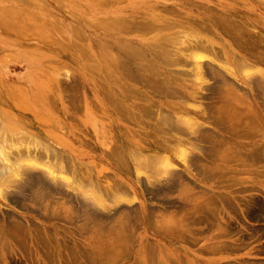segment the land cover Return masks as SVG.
<instances>
[{"label": "rangeland", "instance_id": "rangeland-1", "mask_svg": "<svg viewBox=\"0 0 264 264\" xmlns=\"http://www.w3.org/2000/svg\"><path fill=\"white\" fill-rule=\"evenodd\" d=\"M186 1L191 0H0V91L7 87L9 92L15 94L9 99L10 102L6 100L0 104L1 112L7 113V119L14 123L17 132L23 134L19 136L34 139L30 149L35 148V153L43 151L39 147L49 148L47 154L43 151L45 156L39 157L40 168L38 165V170L32 167L29 171L39 172L48 183L73 195V198L86 200L88 197L89 201H85L87 204L94 202L93 207L92 204L88 206L104 215L100 224L91 221L86 234L78 235V242H83V249L86 250L78 255L77 264H264V154L258 157L250 153L264 148V124L261 133L236 139L234 135L230 140L229 134L238 130V125L233 126L230 120L223 122L222 132L213 121L215 115L209 116L215 114L216 107L220 106L228 115L242 118L243 121L249 112L256 113L260 108L264 111V91L259 92L251 81L258 74L248 77L244 72L241 73L221 51L218 52L220 56H212L215 64L230 66L236 72L224 71L234 81V84H229V95L219 88L209 90L214 82L210 75L204 74V81L200 82L196 78L194 80L193 74H189L188 88L199 94L188 96L182 105H162V110L156 111L155 108V112L148 117L142 115L140 107L143 105H137L143 102L136 98L138 93L147 92V88H150L142 85L145 83V67L149 63L147 60L132 58V52L137 47L140 49L141 38H145V44L159 42L163 33L156 27L178 20L179 12L197 15L194 11L196 9H188ZM249 4L255 7L251 2ZM241 7L246 8L244 5ZM242 11L245 14V10ZM149 23L153 25L152 28ZM252 24L248 26L252 32H262L258 23L254 21ZM142 25L143 32L140 31ZM120 44L124 47H120ZM215 45L216 50L221 48L220 44ZM201 49H197L198 55L206 54ZM261 50L264 52V48ZM197 52L195 49L187 51L192 55ZM191 66L172 68L190 70ZM112 69L116 74L112 73ZM244 69L252 72L264 70V62L250 63V66L247 64ZM107 76L109 79H106ZM114 76L118 77L115 79ZM198 82L201 87L195 84ZM19 88L25 93L22 95L25 98L24 104L32 109L27 113L29 116L24 117L15 108L14 104L22 97L16 95ZM128 90H131L130 93ZM121 99L124 100L120 102ZM109 100L114 104H110ZM124 101L132 110L125 112V116ZM152 101L159 102L156 98ZM116 103L122 106V118L118 117L117 121L114 117L116 115L111 112V108L117 107ZM167 112L173 113L175 119L182 116L191 119V123L197 122V128L193 126L196 131L209 128L210 133L216 135V143L221 140L218 150L210 155L201 153L200 147L206 146V142L196 139V133L199 132L190 131L186 125H181L187 129L186 132H178L173 138L158 133L153 127L161 124L159 118ZM117 115L121 116L118 111ZM93 120H96V124H93ZM235 141L250 142L242 144ZM160 142L169 149L162 147ZM14 146V151H7L15 154L16 147L21 145ZM181 148L186 155L179 154L183 150ZM120 152L125 154L120 155ZM147 154H158L159 159L164 156L161 161L154 160L157 169L141 168L132 159L134 156L143 159ZM118 156H125V164L116 162L118 160L115 159H120ZM47 159L55 162V165L57 163V167L51 166L52 162L50 165ZM47 167L52 173L45 172ZM62 174L67 177L68 184L61 180ZM89 179L92 185L90 188ZM117 181L121 188L113 201L111 194L115 188L113 184ZM0 188L10 192L14 190L8 184L0 185ZM87 188V191L93 193L87 194ZM104 191H107V195ZM7 192L5 197L0 193L1 214L10 213L15 217L10 218L19 222H23L25 216L33 215V212L11 203L7 195L12 192ZM56 196H59L60 200H57L60 202L51 205L57 210L52 219L62 218L66 221L64 212L72 208V203L63 204L64 195ZM98 202L107 208L101 206V209ZM124 207L127 211L131 207L130 213H122ZM124 213L132 215L122 219ZM83 219L81 216L76 221L81 224L84 223ZM120 222L126 224H121L126 227L124 231ZM56 234L65 235L66 231L56 230ZM13 252L7 256L12 264H36L28 256ZM64 258L69 259L62 254Z\"/></svg>", "mask_w": 264, "mask_h": 264}, {"label": "bare ground", "instance_id": "bare-ground-1", "mask_svg": "<svg viewBox=\"0 0 264 264\" xmlns=\"http://www.w3.org/2000/svg\"><path fill=\"white\" fill-rule=\"evenodd\" d=\"M249 1L250 0H191L190 2L186 1L188 4L187 5L188 9H190V11L196 9L194 11L197 12V15H196V13L190 14L191 12H189V13L186 12L187 15L186 14L184 15L183 13H185V12H183V11L179 12L177 14L180 17L178 20L171 21L166 25H162V26L158 25L156 27L158 30H160L163 33L160 35V37L158 36L160 38L159 42H154L152 44H145V41H144L145 38H141V41H139L140 49L137 47L138 45L136 46L137 43L134 42L135 46L137 47V50L134 52L133 48L130 47V48H132L131 50L133 51L131 57L132 58L136 57L137 59L147 60L149 63L148 66L146 65L147 68L145 67V71H144L145 76L143 78V81L145 83H143L142 85L143 86H149L150 88L149 89L147 88V90H148L147 92H145V91L141 92L140 91L141 93H138V96L136 97L137 99L143 100V102H141L140 104H137L138 106L143 105V107H140L142 110V115H144L146 117L151 116L152 113L155 112V108H156V111L162 110L163 109L162 105H165V104L182 105L186 100H188V96H194L195 94H199L198 91L189 90L188 85H187V78H188L189 74H193L192 77H194V80L196 78L197 81L200 80V82L204 81V78H205L204 74L210 75L214 79V82L211 85V87L209 88V90L219 88V89L223 90V93L229 95V92L231 90V88L229 87V84L230 83L234 84V81L230 80L225 75L224 71H227V72L231 71L232 73H236V72L230 66L224 67L220 63L215 64L214 58L217 56H220L218 54V52L220 53L221 51L223 52V54H225L227 57H229L234 62L236 68L241 73L244 72L248 77L254 76L255 74H258V76H255L254 78H252L251 81L253 83V86L255 88H257V90L259 92L264 91V70L263 69H257L256 71L252 72V71H248V70L244 69L247 64H249V66H250V63L252 64V63H256V62H264V52L261 50L264 48V30H263L264 12H262V10H261V9H263V11H264V1L263 0H251L250 2L252 4H254V6H255L254 8L252 7V5L249 4L250 3ZM242 5H244L247 9L246 8L243 9V7H241ZM242 10H245V14ZM142 12H144V11H142ZM164 12H166V11H164ZM261 18L263 20H261ZM160 20H158V21L160 22ZM254 21L256 23H258L257 25H260L262 27V28H260V30L262 32H252L248 28V26L253 25L252 23ZM125 23H127V22H125ZM4 24H5V22H4ZM7 25H10V24H7ZM114 25L115 24H113V26ZM132 25H133V23H132ZM152 26L153 25L149 23V27L152 28ZM143 28H144V25L141 26L140 31L143 32ZM132 31L134 32V30H132ZM150 36H151V34H150ZM215 44H220L221 48L216 50ZM126 45H128V44L126 43ZM132 45L133 44H131V46ZM121 46H123V45L120 44V47ZM128 48L129 47H127V49ZM198 48H200V49L202 48L206 52V54H208V55H206V54L198 55V52H197ZM189 49H195L197 54L196 55H192L193 53L188 54L187 51ZM203 50L201 52H203ZM133 53L135 56H133ZM106 54H107V52H106ZM122 55H124V54H122ZM112 56L114 57L115 55H112ZM125 56L126 55H124L123 57H125ZM148 56H150L149 59H147ZM109 57H111V56H109ZM105 60H106V58H105ZM113 61H115V60H113ZM113 61H111V62H113ZM102 62L104 63V61H102ZM118 62L119 61H117V63ZM121 62L123 63L122 59H121ZM119 64H120V62H119ZM123 64H125V63H123ZM189 64L192 65L191 69H190L191 72L187 68H186V70L180 69V68L179 69L172 68V67L187 66ZM113 67L111 66V68H113ZM118 67H120V66H118ZM103 71H104V69H103ZM118 71H121V70L119 69ZM126 71H127V69H126ZM104 72H106V71H104ZM112 73H113V69H112ZM124 73H126V72L124 71ZM113 74H116V73H113ZM119 74H122V72H120ZM126 74L123 76H126ZM106 75H105V77H106ZM109 76H107L106 79H109L108 78ZM111 78H110V81H111ZM114 78H115V76H114ZM130 80L132 81L134 79H130ZM0 81H2V80H0ZM114 81L116 82V80H114ZM117 82L119 83V80ZM200 82L195 83V84H198L201 87L202 85ZM120 83H121V81H120ZM108 84L111 85L110 83H108ZM134 84H135V82H134ZM106 85H107V83H106ZM14 86H15V84L13 85V87ZM25 86H27V85H25ZM111 87H113V86H111ZM1 88H2V86H1ZM130 91L131 90H128L129 93H130ZM28 92H29V90H28ZM133 92H136V91L134 90ZM23 93L24 92L22 91V89L19 88L16 92V95L20 94V96H22ZM106 94H107V92H106ZM13 95H15V94L12 92H9L7 90V87L4 90L1 89V91H0V104L4 103V101H6V100L12 99L14 97ZM37 95H38V93H37ZM111 95H112V93H110V96ZM119 97H120V95H119ZM20 98L17 100L18 102H16L14 105H16L15 108H17L18 112L25 117L26 115H28L27 114L28 111L32 110V109H30V107H28L27 104L26 105L24 104L23 100H25V98H23V96ZM27 98H28V96H27ZM120 98H118V100ZM153 98H156L159 102L156 103V102L152 101ZM110 100H109V102H110V104H112L111 103L112 101H110ZM123 100L121 99L120 102ZM10 101L11 100H9V102ZM124 105H125V101H124ZM126 105H127V103H126ZM126 105H125V108L123 106L124 116H125V112L126 113H129V111L132 112V110H130L129 107H127ZM261 105L262 104L260 103V106ZM117 111H118V113H120L121 116L117 115ZM111 112H112V114L116 115V116H114L115 121L118 120V117L122 118V106H121V104L118 103L117 107L111 108ZM31 115H32V112H31ZM132 115H133V113H132ZM134 115L137 116V113H134ZM214 115H215L217 120L215 118H213V121L215 122V124H217V126L220 128V130L222 128V125L224 124L223 122H226L228 120L231 121L230 123H232L233 126L238 125L239 129L234 131V132H231L229 134L228 138L230 140L232 139V137L234 135H235V139L240 138L242 136L247 138L248 135H252L253 133L258 134V133H261V131L263 132L262 126L264 124V111L262 110V108L258 109V111L256 113L249 112L248 113L249 116H247V115L244 116L245 117L244 121L242 120V118H234V117H232L231 114L228 115L227 112L224 110L223 106L216 107V113L211 114L209 116L211 117ZM130 116H131V114H130ZM247 117H248V120H247ZM7 118H8L7 113L1 112V107H0V160H2V162H3L2 164H0V185H3V184L12 185L14 190L12 189L13 191L11 190V192H12L11 193L7 189L5 190L3 188H0V193L3 194L2 197L3 196L5 197V195H6L5 192L8 191L9 193H11V195H7L8 196L7 199H9L11 203L16 204L17 207L19 206L24 210H28L29 212H33V215H29V216L24 215L26 218H23V222H19L17 220H12L11 218L13 215H9L10 213L9 214L8 213H2L1 214V212H0V264H10L11 261H8L7 256L10 253H12L13 251H14L13 253H15V254H17V252H20L21 256L22 255L23 256L25 255L26 257L28 256L36 264H55V262H58V264H70V263L77 264L78 259H79L78 255L83 254L84 250H86V249H83L84 248L83 247L84 244H82L83 242H80V241L78 242V240H79L78 235L82 236V235H84V233L86 234V231L89 228L88 223L92 221V222H96V224H98L99 221L104 218V215H102L97 210H94L95 208L92 210L94 202L88 203L90 205L92 204V207H89L90 205L88 206V204L85 202L88 199V197H86V200H84L85 198L82 200L80 197H74L73 198V195H71V194L69 195L68 193L64 192V190L60 189L59 187H55L53 185V183L51 184L49 182L50 183L49 184L48 181H46L45 179H43L40 176L42 174H40L38 171H37L38 173H33V171L32 172L29 171V169H31L32 167L36 168L35 170H38L37 169L38 165L40 168V164H38L39 160H40L39 157L45 156L43 151L46 152V154H47L49 152V148L47 146L39 147L41 149L43 148L42 149L43 151H41L39 153H35L36 152L35 148L30 149V144H34V139L30 138V136H19V135H23V134L19 133L20 131L17 132L18 130L14 126V123H12V121L10 122V119L8 120ZM9 118H11V117H9ZM14 118H16V117H14ZM175 118H174L173 113L167 112L165 115L160 116L159 119H160L161 124H159L158 127L154 126L153 128L158 133H161V135H163L164 137L173 138V137H176L175 135L178 132L185 133L187 130L186 128L188 126V129L190 131L199 132V134L196 133L197 134L196 139H198L201 142H206V144H207L206 146L200 147L201 153L210 155L212 152L218 150L217 146L219 145V143H221V140H219V142L216 143V141H217L215 139L216 135L211 134L213 132L210 133L209 128H206L202 131L199 128V130L196 131V129L194 130V128L196 127V124H198L197 122H196V124L193 123L194 121L191 123V121H190L191 119H189V120L187 118L184 119V118H182V116L177 118V119H175ZM17 119L19 121H21L19 118H17ZM11 120H12V118H11ZM23 121H25V120H23ZM45 121H44V123L47 122V121L46 122ZM93 121H94L93 122V124H94L96 120H93ZM132 122H134V121H132ZM243 122H245V123H243ZM180 123H182V124H180ZM22 124L23 123H21V125ZM28 124H29V126L31 125L30 121ZM47 124H49V123H47ZM181 125H183V126L186 125L185 126L186 128L182 127ZM193 126H195V127L193 128ZM197 126H200V125H197ZM242 128H243V131L241 132ZM31 133H33V132L31 131ZM24 135H25V133H24ZM56 142H58V141H56ZM153 142H155V141H153ZM235 142H240L242 144H246L250 141H235ZM17 144H20L21 146L16 147V150L14 152L15 154H13L10 151L11 150L14 151L12 148L15 147L14 145H17ZM160 145L162 147L165 146L164 148H166V150L169 149V148L167 149V146L163 145L161 142H160ZM117 147H119V146L117 145ZM121 147H120V149H121ZM36 148H38V147L36 146ZM7 149H10V151L9 150L7 151ZM181 149H183V148H181ZM31 150H34V152ZM183 150H180L179 154L186 155L185 150L184 151ZM117 151H118V149H117ZM254 152H255V154H254ZM250 153H252L253 155H256L258 157H261L264 154V148H261L260 150L251 151ZM111 154H113V153L111 152ZM123 154H125V153H123ZM123 154H121V152H120V155H123ZM1 155H3V156H1ZM109 156L112 157V155H110V154H109ZM113 156L116 157L115 154ZM159 156H162V155H159ZM1 157H3V159ZM50 157H52V156H50ZM123 157H125V156H123ZM123 157H119L120 159H115V160L119 161V162L118 161H116V162L119 164L123 163V161H124ZM162 157L164 158V156H162ZM162 157L159 159L158 154H155V155H150V154L148 155L147 154V156L144 157L143 159L136 158V156L132 157V159L141 168L157 169V165L153 164V162H154V160H156L155 162L161 161L163 159ZM47 160H46V162H47ZM41 162L43 163V160ZM51 162L49 161L48 163L50 164ZM54 163L52 162L53 165H51V164L50 165L57 167V163H56V165ZM123 164H125V163H123ZM163 164H165V161L163 162ZM62 166H63V164H62ZM128 168H130V167H128ZM43 169H45V168H43ZM135 170H137V169H134V171ZM166 170H168V168H166ZM169 170H170V168H169ZM49 171H50V173H52L51 169H49L47 167V169H45V172H47L49 174ZM55 171H57V169ZM63 175L64 174H62V176H60V178L62 177L61 180L65 181V182L68 181L67 177H65ZM91 175L92 174H90V176ZM93 178H95V177H93ZM90 179L88 180V187L92 186L90 184V181H91ZM113 185L115 187L113 189V193H112L113 195L111 194V197L113 199L111 197L110 198L114 201L115 196L116 197L118 196L117 191L121 187H120V184L118 181L114 182ZM113 185H112V187H113ZM89 188L86 189V192H87V194L88 193L92 194L93 192L90 193L89 191H87ZM153 190H156V188ZM95 191H98V190L95 189ZM82 193L84 195V192H82ZM103 193H106V195H107V191L106 192L104 191ZM61 194H62V196L64 195L63 196L64 198H62V200L64 199L63 204L64 203H66V205H67V203L69 205H70V203L73 204V205L71 204L72 208H70L68 210L64 209L65 210L64 214L66 215V218H67L66 221H64L62 218L61 219H58V218L52 219V217H54L53 214L56 215L57 210L55 208H52L51 205L58 203L57 201H59L60 199L58 198L59 196H56V195H61ZM96 196H98V195L96 194ZM91 198H92V196H91ZM93 198H95V197H93ZM97 198H99V197H97ZM57 199H59V200H57ZM117 200H118V198H117ZM117 200H116V202H117ZM87 201H89V200H87ZM97 201H98V199H97ZM99 202H98V205H99ZM101 202H103V201H101ZM61 206H63V205H61ZM71 206H69V207H71ZM101 206L102 205H99V207H101ZM99 207H98V209H99ZM102 207H104V206H102ZM102 207H101V209H103ZM104 208H107V207L105 206ZM124 209H125V207H124ZM127 209H128V211L126 209L125 210L122 209V213H123V211H125V212L127 211L126 213H128V212L130 213L131 210L129 211V209H131V207L130 208L128 207ZM3 211H4V209H3ZM119 211H121V208ZM119 211L117 209V212H119ZM133 211L134 210H132V214H133ZM126 213H124V215H123L124 217H122V219L123 218L127 219L130 217L129 215H132V214H129L128 215L129 217H128L126 215ZM48 215H50V216H48ZM81 216L84 217V219H83L84 223L78 224V221H76V220L78 217H81ZM134 216L135 215H133V217ZM21 219H22V217H21ZM122 219H119V221L121 220L122 222H124ZM128 221L129 220H127V222ZM122 222H120V225L125 223V222L124 223H122ZM124 225L126 226V224H124ZM99 226H101V225H99ZM104 227H106V226H104ZM124 227H122V225H121V228H123L122 231H124ZM100 228L101 227H99L98 230H100ZM112 228H114V227H112ZM115 228H117L116 225H115ZM118 228H119V226H118ZM56 230H65L66 234L65 235L56 234ZM98 230H97V232L99 233ZM122 231L120 232V234L122 233ZM116 233H118V232H116ZM116 233H115V235H116ZM94 236H93V238H94ZM118 237H119V234H118ZM76 239H77V242H75ZM84 242H85V240H84ZM96 245H98V242ZM112 247H114V246H112ZM106 249H107V247H106ZM99 250H100V248H99ZM113 250H115V248H113ZM96 252L99 255V252L95 251V253ZM90 253H91V251H90ZM62 254L63 255L65 254L66 256H68L69 259L68 258L62 259ZM107 255H108V252H107L106 256ZM102 256L104 257V255H102ZM95 258L93 257V259H95ZM90 259H91V257H90ZM24 260H26V259H24ZM92 261L95 262V260H92ZM98 262L99 261H97V263ZM16 264H18V262Z\"/></svg>", "mask_w": 264, "mask_h": 264}]
</instances>
